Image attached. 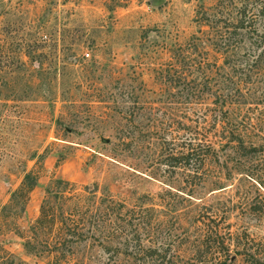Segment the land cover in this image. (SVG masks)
<instances>
[{
	"label": "rangeland",
	"instance_id": "rangeland-1",
	"mask_svg": "<svg viewBox=\"0 0 264 264\" xmlns=\"http://www.w3.org/2000/svg\"><path fill=\"white\" fill-rule=\"evenodd\" d=\"M216 1L0 0V212L40 172L0 228L8 251L47 264L24 243L59 177L109 188L180 263L214 226L231 264H264V46L224 64L204 21Z\"/></svg>",
	"mask_w": 264,
	"mask_h": 264
},
{
	"label": "trees",
	"instance_id": "trees-1",
	"mask_svg": "<svg viewBox=\"0 0 264 264\" xmlns=\"http://www.w3.org/2000/svg\"><path fill=\"white\" fill-rule=\"evenodd\" d=\"M210 9L211 12H204L205 25L212 31L208 33L207 41L223 56L224 64L239 61L237 55L242 50L254 56L250 51L264 46V30L261 28L264 0H217ZM260 56L261 53L253 61L259 62ZM227 95L229 93H222L224 103ZM194 154L195 147L192 146L187 154L171 155L170 164L178 165L181 159L190 163ZM39 180V170L25 173L21 184L1 209L0 228L10 226V218L25 212ZM125 208L126 205L116 200L109 188L101 189L98 183L85 186L81 192L77 191L74 182L53 178L45 187L40 214L30 228V235L24 243L25 250L28 254L47 258V264H108L110 260H114V264L123 260L132 264H184L170 254L169 244L164 240L143 238L144 221L132 223L130 212ZM89 246L100 251V258L103 257L104 261L91 263L86 260L83 254ZM192 248V264L232 263L230 245L225 243L220 230L214 226H202ZM222 248L228 252L226 257L219 256ZM0 264L28 262L0 243ZM252 264H260V260L254 258Z\"/></svg>",
	"mask_w": 264,
	"mask_h": 264
}]
</instances>
